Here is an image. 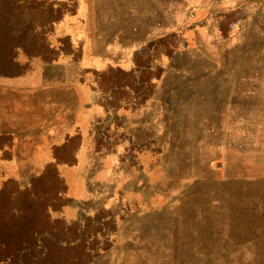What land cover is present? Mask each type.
<instances>
[{
  "label": "rangeland",
  "instance_id": "1",
  "mask_svg": "<svg viewBox=\"0 0 264 264\" xmlns=\"http://www.w3.org/2000/svg\"><path fill=\"white\" fill-rule=\"evenodd\" d=\"M0 73L13 115L92 116L67 218L0 136V264L38 231L80 235L38 264H264V0H0Z\"/></svg>",
  "mask_w": 264,
  "mask_h": 264
},
{
  "label": "crops",
  "instance_id": "2",
  "mask_svg": "<svg viewBox=\"0 0 264 264\" xmlns=\"http://www.w3.org/2000/svg\"><path fill=\"white\" fill-rule=\"evenodd\" d=\"M34 89V86L17 83L9 90V93L19 97L22 94L32 93ZM7 108L6 103L0 106V111L1 109L3 111L0 112V136L20 139L19 145L15 146V153L29 154L34 169L44 170L49 165L56 167L60 177L66 182L64 198L69 204L63 209L62 216L67 218V213L73 214L78 208L76 204L72 203H79L84 200L87 193L86 186L81 188L75 185L74 170L81 169L80 159L87 152L84 135L86 123L92 117L91 111L80 105L59 106L58 109L51 105L49 110L52 112L50 113L41 117L33 115L24 117L23 115L11 114ZM72 139H76L78 142L76 150L72 152L73 160L69 163L57 160L55 158L56 147L64 145ZM23 142L26 144L23 145ZM6 150L4 149L5 152ZM38 154L44 156L38 157ZM50 211L53 212L54 210L51 209ZM74 219L72 218V220Z\"/></svg>",
  "mask_w": 264,
  "mask_h": 264
},
{
  "label": "trees",
  "instance_id": "3",
  "mask_svg": "<svg viewBox=\"0 0 264 264\" xmlns=\"http://www.w3.org/2000/svg\"><path fill=\"white\" fill-rule=\"evenodd\" d=\"M54 19L58 20L60 19V17H54L53 20ZM35 57L38 56L35 55V56H31L30 58H35ZM24 72L25 71H23V73ZM20 75L21 73H17V74L0 73V77H14ZM55 158L57 160L65 161L62 159H58V156H56V152H55ZM55 170L56 167L54 165H49L44 169V172L41 174V176H43L45 173L46 174L51 173L54 176ZM41 176H39L38 178H41ZM80 221L81 220H79V222ZM79 225L77 224L74 230L81 232ZM66 231L68 232V230ZM42 234H43L42 231H38L34 234L35 236H33L31 240L22 239V241L19 244V248H17V250L15 251V261L17 262V264H38L48 255L50 250L66 247L67 245L74 242L77 243L80 242V235H77L78 238L76 237L75 241L72 242L65 238H63L62 240L58 239L57 236H55V233H50V235H48L49 232L46 231V235L48 236H43Z\"/></svg>",
  "mask_w": 264,
  "mask_h": 264
}]
</instances>
